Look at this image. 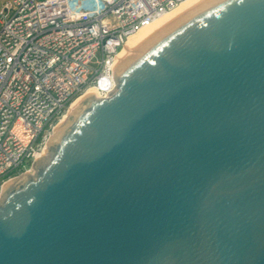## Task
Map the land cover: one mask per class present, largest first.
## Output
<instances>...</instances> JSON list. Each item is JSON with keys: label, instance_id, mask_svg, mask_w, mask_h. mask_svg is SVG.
I'll return each mask as SVG.
<instances>
[{"label": "water", "instance_id": "1", "mask_svg": "<svg viewBox=\"0 0 264 264\" xmlns=\"http://www.w3.org/2000/svg\"><path fill=\"white\" fill-rule=\"evenodd\" d=\"M89 90L0 196V264H264V0H205Z\"/></svg>", "mask_w": 264, "mask_h": 264}, {"label": "built area", "instance_id": "2", "mask_svg": "<svg viewBox=\"0 0 264 264\" xmlns=\"http://www.w3.org/2000/svg\"><path fill=\"white\" fill-rule=\"evenodd\" d=\"M186 0H6L0 8V196L34 173L89 89L108 98L128 38Z\"/></svg>", "mask_w": 264, "mask_h": 264}, {"label": "bare ground", "instance_id": "3", "mask_svg": "<svg viewBox=\"0 0 264 264\" xmlns=\"http://www.w3.org/2000/svg\"><path fill=\"white\" fill-rule=\"evenodd\" d=\"M205 0H186L184 1L178 8H176L174 11V13L169 12L166 13L164 15H162L160 18L154 20L152 23H150L149 25L144 26L143 28H141L138 32L134 33L133 35H131L125 46L123 47L120 55H119V64L117 66V69L119 68V66L128 58L130 57L139 47L140 45L153 33L155 32L157 29H159L162 25H164L166 22H168L170 19H172L173 17L184 13L192 8H194L195 6H197L198 4L202 3ZM89 90H93V89H89ZM89 90H87L86 92H88ZM85 92V93H86ZM83 96V95H82ZM81 96V97H82ZM80 97V98H81ZM79 99V98H78ZM77 99V100H78ZM75 102V101H74ZM73 102V104H74ZM72 104V105H73ZM71 105V106H72ZM62 123V121H61ZM58 124V126L56 127L54 134L56 133L57 129L59 128V126L61 125ZM53 134V136H54ZM52 136V138H53ZM51 138V139H52Z\"/></svg>", "mask_w": 264, "mask_h": 264}, {"label": "rangeland", "instance_id": "4", "mask_svg": "<svg viewBox=\"0 0 264 264\" xmlns=\"http://www.w3.org/2000/svg\"><path fill=\"white\" fill-rule=\"evenodd\" d=\"M5 1L6 0H0V8L2 7V5L5 3ZM174 11V10H173ZM172 12V11H171ZM172 13H174V12H172ZM77 101V100H76ZM75 101V102H76ZM74 102V103H75ZM71 107V106H70ZM70 107L68 108V109H66V111H65V113H64V116L61 118V121H63L64 120V118H65V116H66V114H67V112L69 111V109H70ZM61 121H60V123H61ZM59 123V124H60ZM30 175H33L34 173H29ZM22 176V175H21ZM15 180V179H14ZM13 181V180H12ZM11 182V181H10Z\"/></svg>", "mask_w": 264, "mask_h": 264}]
</instances>
